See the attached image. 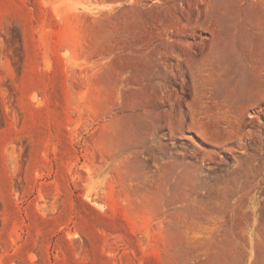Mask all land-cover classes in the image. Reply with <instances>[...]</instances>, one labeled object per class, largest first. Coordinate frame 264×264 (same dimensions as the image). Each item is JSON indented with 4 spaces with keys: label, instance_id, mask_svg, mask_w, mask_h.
Masks as SVG:
<instances>
[{
    "label": "rangeland",
    "instance_id": "1",
    "mask_svg": "<svg viewBox=\"0 0 264 264\" xmlns=\"http://www.w3.org/2000/svg\"><path fill=\"white\" fill-rule=\"evenodd\" d=\"M0 264H264V0H0Z\"/></svg>",
    "mask_w": 264,
    "mask_h": 264
}]
</instances>
